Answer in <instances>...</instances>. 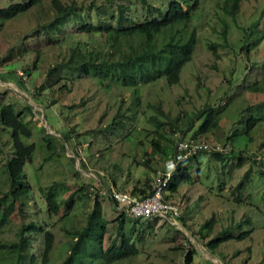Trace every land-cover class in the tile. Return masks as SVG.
Returning <instances> with one entry per match:
<instances>
[{"label":"trees","instance_id":"1","mask_svg":"<svg viewBox=\"0 0 264 264\" xmlns=\"http://www.w3.org/2000/svg\"><path fill=\"white\" fill-rule=\"evenodd\" d=\"M45 1L47 0H0V30L6 22L21 14L33 10L51 11L50 19L37 25L36 35L43 37L44 48L59 49L57 56L51 62H47L41 50L27 47L26 40L30 37L24 35L0 58L1 81L13 79L17 87L24 91L31 86L33 94H30V97L43 108V112L45 108L54 112L63 95L66 96L75 89L79 91L83 80L92 81L94 85L97 84L106 90L121 87L130 89L131 92L126 101L117 100L116 108L111 115L104 110L97 118L96 127L83 133L81 125L87 111V102L96 98L97 88L93 93L84 96L80 106L75 103L67 107L72 112L75 108H81L72 113L73 119L68 109L66 111L59 109V113L55 111L65 122L66 136H62V141L59 140L60 146L57 143L58 138L50 136L45 127L32 125L35 115L32 105L22 103V108L17 109L13 103L0 102V127L3 131H9V136H0V146L2 149L7 147L6 150L3 149L5 158L3 167L8 184V189L0 196V252L10 256L14 260L13 264H46L53 247L54 235L48 226L40 219L30 216L26 210L32 189L26 166L34 162L38 149L44 154V162L63 157L70 162L74 161V158L65 156L64 144L69 147L85 144L84 154L97 161L98 158L91 154L92 148H95L96 156H100L104 164L113 148L109 141L111 138L120 136L123 141L132 138L136 140L135 145L143 147L141 160L138 161L133 156L123 153L122 157L131 158L127 159L129 160L127 167L113 161L105 166V173L99 180L103 184L102 187L112 186L117 190L145 197L152 192L155 181L149 174L156 175L157 172L151 165L152 159L158 160L164 166L168 159L176 158L178 141L200 142L198 138L207 137L206 135L219 129L221 123L222 110L209 102L204 103L196 111H186L181 106L176 116L170 118L163 109V102L159 101L149 103L146 106L149 113L146 114L145 109L141 108V98L136 91V87L146 86L160 79L168 86L180 82L181 71L192 61L197 46L198 34L191 25L192 10L205 0L132 2L93 0L94 4L92 2L89 7L79 5L74 0L68 3L50 0L47 4ZM134 1H137L140 12ZM216 1L222 14L219 16L221 22L219 33L222 40L219 46L230 49L236 60L241 61L243 68L248 61L252 68L256 67L259 62L252 59L250 53L264 42V0L256 5L250 16L245 17L243 20L245 22L242 21L244 18L242 5L245 0ZM103 8L107 10L105 15L98 13ZM90 9L96 10L94 15L88 13ZM227 20L232 23V29L228 26ZM74 23L75 30L66 32V27ZM230 30L234 31L232 33L235 36L234 44L230 42ZM217 45L218 43L211 42L208 43V48L215 54ZM43 63L47 64L44 69L40 68ZM235 70L234 68L231 71L232 81H229L228 90L238 85L241 88L239 93H244L245 96L241 98V108L235 111L242 118L241 129H232L224 136L226 144L231 145L226 153L229 156L226 158L235 159L237 165H240L244 160L242 153L251 152L252 163L256 164L259 173L264 176V74L243 87ZM242 74L246 80L244 71ZM36 77H42L38 84L35 81ZM88 91H91L90 87ZM228 98L235 97L233 95ZM224 103H228L227 98ZM103 118L106 122H103ZM35 132L41 135L37 142L34 140ZM240 143L243 149H236ZM208 145L219 146L222 151L226 147ZM222 151L212 150L208 154L217 160L215 163L217 172L224 173L227 162ZM74 154L76 157H82L77 150H74ZM197 154L176 161L175 170L163 191L166 201L177 194L180 185H194L195 179L191 170L193 161L195 165L198 164ZM163 166L160 169H163ZM81 167L88 168V162L81 159ZM131 167L145 168L147 176L131 179ZM78 175L79 172L73 167L72 176L76 178ZM116 178L121 179L122 185L119 189L116 187ZM246 181L247 175L234 187V191H231L237 202L241 201V192ZM57 185V182H53L47 187L40 188V191L45 195L47 217L61 214L60 219L63 221L61 229L72 235L69 252L59 264H113L139 255V248L134 242V239L143 241L144 232L138 227L142 225L139 219L131 218L121 210L120 217L115 220L117 222L115 236L107 238L105 242L108 222L104 218L100 199L108 198L102 197L98 190H94L87 183L81 185L80 191L83 197L89 200L90 210L85 224L78 226L72 220L73 214H70L73 198L70 197L61 204L57 197ZM246 198L249 200L250 197ZM261 201L264 202V193ZM199 202L198 197L195 208L199 207ZM113 204L115 208L118 207L117 203ZM191 211V203H187L183 213L188 215ZM26 217L29 218L27 222L24 221ZM157 218L159 217L152 219ZM149 219L144 222L151 229L154 220L151 222ZM176 219L184 226L180 213ZM14 220L21 222L14 238L9 239L4 233ZM126 221L130 223L127 226L128 230L122 227ZM213 224V218L206 220L200 228L201 234L203 235L204 231L209 232ZM244 224L249 226L248 230L244 228L246 227ZM255 231L251 219L248 218L235 223L232 227L224 228L220 236L211 238L205 246L211 254L224 258L223 252L217 251L220 245L230 240L250 241ZM36 238L40 240L38 255L31 249ZM197 253V250H191L184 256L186 261L184 263L190 264L192 255Z\"/></svg>","mask_w":264,"mask_h":264},{"label":"rangeland","instance_id":"2","mask_svg":"<svg viewBox=\"0 0 264 264\" xmlns=\"http://www.w3.org/2000/svg\"><path fill=\"white\" fill-rule=\"evenodd\" d=\"M50 0L45 1L46 4ZM63 2H71L72 0H62ZM79 5H85L89 7V4L93 0H74ZM133 1V0H128ZM135 2V1H134ZM166 2V1H164ZM262 0H245L242 5L244 18L250 16V14L256 9ZM94 4V2H93ZM101 4V2H98ZM137 5V1L135 2ZM99 5V6H101ZM46 7V6H45ZM44 7V8H45ZM137 10L140 12V7L137 5ZM85 13V11H82ZM96 10L90 9L88 13L94 15ZM101 15L107 14L105 8L100 9L98 13ZM219 16H222L219 7H217L216 0H205L203 3L192 10L191 25L196 29L198 38L197 46L194 50L192 61L189 62L181 71L180 82L168 86L163 79L157 80L155 83H151L146 86L136 87V91L141 98V108L145 109L146 114L149 113V103L163 102V109L169 114L170 118H173L178 113L182 106L186 111L197 110L203 106L204 103L209 102L219 107L221 111V123L219 129L207 137H200L197 140L205 142L210 145H225L224 160L227 162L224 173L216 170V159L208 154V152H200L197 154L198 164L195 165V161L192 162L191 174L194 177V185L187 186L182 184L179 187L177 194L170 198L169 202L175 203L180 209V214L184 220V226H182L175 217H159L157 219H149L152 222V228L147 227V223L143 220H138L140 224L138 227L144 232L143 241L139 242L134 239V242L139 248V255L130 258L126 261L116 262L113 264H185L184 256L188 255L191 250H197V254L192 255L190 264H264V202L261 201L264 193V176L259 173L255 163H252L250 158L251 152H245L243 154V162L237 165V160L226 158V153L231 148L230 144H226V138L229 131L232 129H241V116L236 110L241 108V98L245 95L239 93L241 88L233 87L232 90H228L230 87L229 81H232L231 71L235 70L236 76H238L241 86L245 87L250 84L254 79L259 78L264 74V42L257 45L251 53L252 59H255L259 64L252 68L249 61L244 68L240 60H236V56L228 48L219 46L222 42L220 39L221 22ZM51 11L43 9V11L33 10L29 13L21 14L14 19L9 20L3 25L0 30V58H2L8 51L11 45H14L24 35H28L30 39L26 40L28 48L39 49L46 57L47 62H51L59 51L58 48H44L45 41L40 35H36V27L39 23L50 19ZM94 19V18H93ZM245 22V21H243ZM228 26L232 29V23L227 20ZM75 25L66 27V32H73ZM73 30V31H72ZM230 42L234 44L235 36L234 31L230 30ZM32 38V39H31ZM258 38V37H257ZM218 43L215 54L208 48V43ZM14 53V52H13ZM47 64L43 63L40 68H45ZM246 76V80L243 79L242 72ZM10 81H1L0 79V102L1 103H13L17 109L22 108V103H28L32 105L35 115L33 117L32 125L46 129V132L53 137L62 141V136H66V130L62 118H59V109L66 111L69 110L70 117L73 119V114L81 108H75L72 112L68 106L77 103V106L81 105V100L86 94L93 93V90L97 88L96 98L91 99L87 103V111L85 112L83 124L81 125L82 133L85 130H91L96 127L97 118L100 114L107 110L108 115H111L115 108L117 100H127L131 90L121 87H113L110 90L99 87L97 84H93L92 81H81L79 91L76 89L62 97L61 101L55 106L54 111L43 108L36 104L30 94H33V88L29 86L27 91L19 89L13 79L7 78ZM42 80V77H36L35 81L38 84ZM237 84V83H236ZM91 91H88V88ZM226 93V94H224ZM234 95V99L228 98ZM250 96V94H249ZM249 96L246 98L248 99ZM225 98L228 103L225 104ZM223 99V100H222ZM235 103V104H234ZM243 106V105H242ZM106 122V119H102ZM73 121V120H71ZM235 126V127H234ZM234 127V128H233ZM171 135V133H170ZM0 136H9V131H3L0 127ZM6 138V137H5ZM41 138L37 132H35L34 140L37 142ZM120 136L111 138L110 143L113 146L111 152L107 155V161L103 164L102 158L96 156L97 152L95 148H92V153L98 158H88L84 154L85 144L75 145L69 147L64 144L65 156L68 158H74V161H67L65 158L54 159L52 161H43V152L38 149L34 162L31 165L26 166V172L31 183V193L27 201L26 210L30 216L35 219H40L43 224L48 226V229L54 235L53 247L49 255V261L46 264H59L69 252V243L71 242L72 235H68L61 229L63 221L60 219V215L47 217L46 204L44 201L45 195L41 193L40 188L47 187L53 182H57V197L62 204L70 197L74 202L70 208V214H73V222L82 226L85 224L87 213L90 210L89 200L85 199L80 191V186L83 184H89L96 189L100 181L99 177L105 173V166L114 162L119 163L122 167H127L131 158L122 157L123 153L133 156L136 160H141L142 148L139 145H135L136 140L129 138L127 141H123ZM1 140V138H0ZM119 140V141H118ZM117 142V144L115 143ZM137 144V143H136ZM60 146V145H59ZM236 146V145H235ZM103 146H101L102 148ZM7 149V147H3ZM3 149L0 146V196L8 189L5 170L3 167V161L5 160ZM236 149H243L241 143L236 146ZM74 150H77L82 157H76ZM87 153V152H86ZM81 159L88 162V168L83 169L81 167ZM151 165L158 171L163 164L158 160L152 159ZM71 164V165H70ZM75 168L79 172V175L74 178L72 176V168ZM198 168V169H197ZM130 178H144L146 169L143 167L133 168ZM145 174V176H144ZM219 174V175H218ZM247 175V181L244 183L242 189L241 201H235V195L231 193L234 191V187L240 182V180ZM152 180L155 179V173L149 174ZM124 178V177H123ZM245 181V180H244ZM121 179L116 178V187H121ZM120 190V189H119ZM236 192V191H235ZM82 196H81V195ZM80 196V197H78ZM249 196V200L246 198ZM200 198L199 207L195 208V201ZM103 215L108 222L107 238H114L116 231L115 221L120 217V209L115 208L112 200L100 199ZM191 203L192 211L190 214H184V208L186 204ZM214 219L212 229L207 232L204 231L203 235L200 232L202 224L209 220ZM250 218L252 226L256 229L252 234V239L245 241L230 240L218 247V252H223L224 258L211 254L205 246V243L211 238L220 236L224 228L234 226L235 223ZM29 218H24V221H28ZM20 220H14L9 227L5 230L4 235L9 239H13L15 232L18 230ZM148 222V221H147ZM125 225V227H124ZM122 225L124 230H128L130 225L126 223ZM121 226V225H120ZM244 228L249 229V226L244 224ZM121 227V228H122ZM237 231H235L236 234ZM40 247V240L35 239L33 247L31 248L36 255ZM30 248H28V251ZM250 250V251H248ZM234 252H237L236 254ZM236 255V257H232ZM193 261V262H192ZM14 260L5 253L0 252V264H13ZM186 262V261H185Z\"/></svg>","mask_w":264,"mask_h":264},{"label":"built area","instance_id":"3","mask_svg":"<svg viewBox=\"0 0 264 264\" xmlns=\"http://www.w3.org/2000/svg\"><path fill=\"white\" fill-rule=\"evenodd\" d=\"M222 151L219 146L211 147L204 142L180 140L176 143V158L168 159L155 175L152 192L145 197L132 195L128 192L117 190L116 188L102 187L101 182L94 190H98L102 197H106L118 204V208L124 211L131 218L146 221L153 217H175L179 216L180 210L177 204L166 201L163 191L167 182L171 178L176 161L193 156L199 152ZM100 181V180H98Z\"/></svg>","mask_w":264,"mask_h":264}]
</instances>
